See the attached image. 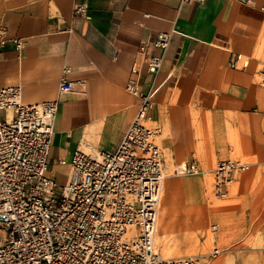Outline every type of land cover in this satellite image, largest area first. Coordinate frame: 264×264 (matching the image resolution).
Masks as SVG:
<instances>
[{"label":"crops","instance_id":"0c3cea01","mask_svg":"<svg viewBox=\"0 0 264 264\" xmlns=\"http://www.w3.org/2000/svg\"><path fill=\"white\" fill-rule=\"evenodd\" d=\"M251 1L0 0V88L21 86L25 104L58 100L48 169L57 179L65 167L60 183L74 152L117 148L139 103L128 84L138 95L156 90L147 121L157 126L164 166L195 159L204 172L207 158L255 157L254 173H238L226 194L250 202L241 192L264 187V0ZM163 32L172 34L154 75L147 68L162 54L155 39ZM62 76L73 88L59 94ZM203 188L204 181L193 190L197 201Z\"/></svg>","mask_w":264,"mask_h":264},{"label":"built area","instance_id":"2783aa9c","mask_svg":"<svg viewBox=\"0 0 264 264\" xmlns=\"http://www.w3.org/2000/svg\"><path fill=\"white\" fill-rule=\"evenodd\" d=\"M176 1L181 6L205 0ZM85 11L76 8L77 13ZM171 34L156 36L162 54L153 56L147 68L154 75L161 69ZM5 38L0 23V51ZM14 43L20 52L23 42ZM238 61L240 56L229 65L236 68ZM72 88L73 81L62 76L58 93ZM127 90L139 103L117 148L74 152L66 181L60 183L48 169L58 100L25 104L21 86L0 88V112L14 111L9 121H0V264H203L194 257L163 258L155 248L166 176L155 143L158 129L145 122L156 90L138 95L133 83ZM248 167L240 160L218 161L212 169L214 196L225 197L235 176ZM202 173L195 159L175 169L176 175ZM219 253L215 248L211 257Z\"/></svg>","mask_w":264,"mask_h":264},{"label":"rangeland","instance_id":"374dc122","mask_svg":"<svg viewBox=\"0 0 264 264\" xmlns=\"http://www.w3.org/2000/svg\"><path fill=\"white\" fill-rule=\"evenodd\" d=\"M3 119L4 115H1L0 121H4ZM145 125L157 128L150 121H146ZM155 143L160 149L158 137L155 138ZM227 160H240L249 165L241 175L245 179L254 173L252 164L257 158L233 154ZM50 162L53 163L54 159ZM217 162L215 156L204 160V172L198 176L176 175L175 169L184 163L176 166L172 163L165 164L164 172L167 177L163 185L171 179V182L181 186L173 193V216L168 242L162 245L161 242H155V248L167 259L194 257L203 264H264V187L261 184H251L241 192L251 194L250 202L247 199H229L227 196L216 198L213 194L212 169ZM65 174L64 167L59 168L55 176L62 180ZM194 177L198 181L195 182ZM187 181H193L195 184L183 186L182 184L189 183ZM203 181V196L197 201L193 190L197 183ZM212 225L216 226L214 232L211 231ZM215 248H218L220 253L211 257Z\"/></svg>","mask_w":264,"mask_h":264},{"label":"bare ground","instance_id":"6f19581e","mask_svg":"<svg viewBox=\"0 0 264 264\" xmlns=\"http://www.w3.org/2000/svg\"><path fill=\"white\" fill-rule=\"evenodd\" d=\"M2 112H4V111H2ZM11 116L12 115H11V110H10V111H8V117H6V116H4V117H6L7 120L9 121L11 119ZM81 147H82V145H81ZM82 150H84V149L82 148ZM167 159H169V158H167ZM175 166H176V164H175ZM169 180L165 181V186L163 185L164 187L162 188V191H161L160 205H159L158 218H157V224H156L155 242H161V245H162V243L167 244V242H168L167 239H168V235H169V227H170L172 216H173V206H174L173 193L175 190H177L178 187L180 188V186H181L180 184L173 183Z\"/></svg>","mask_w":264,"mask_h":264}]
</instances>
